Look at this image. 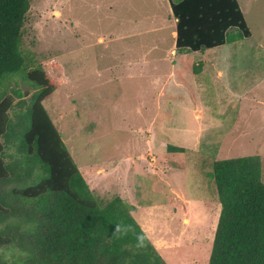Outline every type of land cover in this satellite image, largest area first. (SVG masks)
<instances>
[{
  "label": "rangeland",
  "instance_id": "obj_1",
  "mask_svg": "<svg viewBox=\"0 0 264 264\" xmlns=\"http://www.w3.org/2000/svg\"><path fill=\"white\" fill-rule=\"evenodd\" d=\"M237 1L250 39L181 56L168 0H30L4 85L32 93L25 74L47 73L43 106L93 195L129 204L166 264L208 263L215 161L258 156L264 183V0Z\"/></svg>",
  "mask_w": 264,
  "mask_h": 264
},
{
  "label": "trees",
  "instance_id": "obj_2",
  "mask_svg": "<svg viewBox=\"0 0 264 264\" xmlns=\"http://www.w3.org/2000/svg\"><path fill=\"white\" fill-rule=\"evenodd\" d=\"M168 1L178 52L203 53L250 36L237 0ZM29 8L30 0H0V264H166L129 204L115 196L101 206L90 191L43 106L56 89L47 73L37 67L25 74L32 93L15 84L5 92L25 65ZM211 178L220 212L207 264H264L260 158L215 161ZM117 225L128 233L114 235Z\"/></svg>",
  "mask_w": 264,
  "mask_h": 264
},
{
  "label": "crops",
  "instance_id": "obj_3",
  "mask_svg": "<svg viewBox=\"0 0 264 264\" xmlns=\"http://www.w3.org/2000/svg\"><path fill=\"white\" fill-rule=\"evenodd\" d=\"M169 2V1H168ZM238 2V1H237ZM169 5H170V3H169ZM238 5H239V8H240V10H241V12H242V14H243V11H242V8H241V6H240V4H239V2H238ZM243 17H244V19H245V16H244V14H243ZM171 21H174L175 23H176V20H171ZM245 22H246V25H247V21H246V19H245ZM175 26H176V24H175ZM247 27H248V25H247ZM248 29H249V27H248ZM249 31H250V29H249ZM173 34H174V36H175V38H176V32L174 31L173 32ZM251 38V31H250V36L248 37V38H244V39H242V40H240V41H243V40H247V39H250ZM237 42H239V41H237ZM236 43V42H235ZM234 44V43H233ZM226 45H229V44H225V45H222V46H218V47H215V48H212V49H207V50H217V48H220V47H223V46H226ZM206 50V51H207ZM171 53H174L173 51H171ZM176 53H179V55H181V56H183L182 55V53H197V52H187V51H180V52H178V51H176ZM204 53V52H203ZM202 53V54H203ZM175 55H177V54H175ZM243 66L246 68L245 70H242L241 71V74L242 75H246V74H249L250 73V69H249V63H248V61H245V62H243ZM216 74L218 75V76H222V72L221 71H217L216 72ZM87 173L89 174L90 173V169H88L87 170ZM96 173L98 174V170L96 171ZM91 175H93L92 173H91ZM89 178H93V179H95V177H94V175L93 176H88ZM261 181H262V179H261ZM264 184V183H263ZM93 186H95V184L93 185ZM92 188H94V187H92ZM90 189V191H91V188H89ZM92 192V191H91ZM120 197V196H119ZM121 198V197H120ZM122 199V198H121ZM131 214H132V212H131ZM136 221V220H135ZM139 225V224H138ZM140 226V225H139ZM142 229V228H141ZM149 239V238H148ZM155 240H156V243H158V244H160L159 243V240H157L156 238H155ZM152 243V242H151ZM154 244V243H153ZM154 247H155V245H154ZM156 249V248H155ZM157 250V249H156Z\"/></svg>",
  "mask_w": 264,
  "mask_h": 264
},
{
  "label": "clouds",
  "instance_id": "obj_4",
  "mask_svg": "<svg viewBox=\"0 0 264 264\" xmlns=\"http://www.w3.org/2000/svg\"><path fill=\"white\" fill-rule=\"evenodd\" d=\"M128 228L126 226H121V225H117L115 227L114 230V235L115 234H123L126 235L128 233ZM136 240H137V247H144V236L143 235H137L136 236Z\"/></svg>",
  "mask_w": 264,
  "mask_h": 264
}]
</instances>
